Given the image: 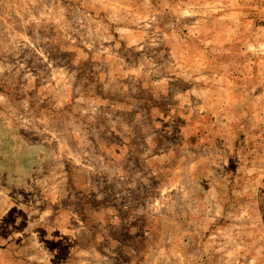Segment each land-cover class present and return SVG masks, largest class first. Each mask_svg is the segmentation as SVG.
Instances as JSON below:
<instances>
[{
    "label": "rangeland",
    "instance_id": "rangeland-1",
    "mask_svg": "<svg viewBox=\"0 0 264 264\" xmlns=\"http://www.w3.org/2000/svg\"><path fill=\"white\" fill-rule=\"evenodd\" d=\"M0 264H264V0H0Z\"/></svg>",
    "mask_w": 264,
    "mask_h": 264
}]
</instances>
